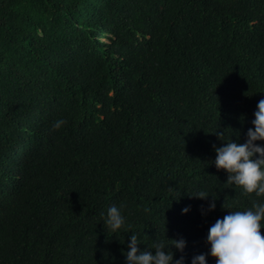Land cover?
Segmentation results:
<instances>
[{"label":"trees","instance_id":"trees-1","mask_svg":"<svg viewBox=\"0 0 264 264\" xmlns=\"http://www.w3.org/2000/svg\"><path fill=\"white\" fill-rule=\"evenodd\" d=\"M0 264H264V0H0Z\"/></svg>","mask_w":264,"mask_h":264},{"label":"rangeland","instance_id":"rangeland-1","mask_svg":"<svg viewBox=\"0 0 264 264\" xmlns=\"http://www.w3.org/2000/svg\"><path fill=\"white\" fill-rule=\"evenodd\" d=\"M104 42V41H103Z\"/></svg>","mask_w":264,"mask_h":264}]
</instances>
